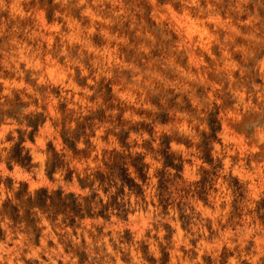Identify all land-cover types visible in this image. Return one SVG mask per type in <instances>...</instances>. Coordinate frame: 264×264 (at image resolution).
I'll use <instances>...</instances> for the list:
<instances>
[{"label":"clouds","instance_id":"obj_1","mask_svg":"<svg viewBox=\"0 0 264 264\" xmlns=\"http://www.w3.org/2000/svg\"><path fill=\"white\" fill-rule=\"evenodd\" d=\"M0 264H264V0H0Z\"/></svg>","mask_w":264,"mask_h":264}]
</instances>
